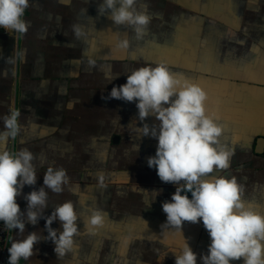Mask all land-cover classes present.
I'll use <instances>...</instances> for the list:
<instances>
[{
  "label": "crops",
  "instance_id": "1",
  "mask_svg": "<svg viewBox=\"0 0 264 264\" xmlns=\"http://www.w3.org/2000/svg\"><path fill=\"white\" fill-rule=\"evenodd\" d=\"M101 2L30 0L28 32L0 31V132L4 116L20 113L17 138L0 150L34 154L36 189L49 166L66 169L69 184L60 194L49 191L45 215L71 200L81 219L72 252L58 259L55 245L42 240L20 264H175L186 242L202 264L211 243L202 221L184 222L181 230L164 225L162 203L176 186L148 167L158 141L137 130L159 121L141 122L135 102L106 97L147 64L163 62L192 78L207 90V114L224 127L220 145L232 151L230 167L215 174L235 177L241 199L264 214V151H257L264 142V0H137V10L151 16L141 38L100 15ZM125 37L129 47L117 48ZM18 203L26 207L22 197ZM93 209L106 222L90 232L84 223ZM44 225H26L25 234L47 236Z\"/></svg>",
  "mask_w": 264,
  "mask_h": 264
},
{
  "label": "clouds",
  "instance_id": "2",
  "mask_svg": "<svg viewBox=\"0 0 264 264\" xmlns=\"http://www.w3.org/2000/svg\"><path fill=\"white\" fill-rule=\"evenodd\" d=\"M136 4L137 0H102L98 13L108 14L115 25L131 28L141 38L151 16L138 11ZM29 6L30 0H0V28L7 33L26 34ZM73 31L76 38L83 35L79 26L74 25ZM116 47L127 49L129 40L118 39ZM106 99L135 102L141 122L149 116L159 121L158 126L144 123L137 130L139 137L151 136L158 141L155 155L147 158L148 167L156 170L162 182L176 186L171 200L162 203L167 217L164 225L181 230L184 222L202 221L211 240L207 254L200 257L202 264L240 260L243 264H264V214L241 199L243 187L235 177L215 174L230 167L232 151L220 145L224 127L207 114V92L197 83L181 81L161 62L134 69L126 83L112 87ZM19 116L18 111H12L2 118L5 130L0 132V144L17 138ZM34 158L27 148L0 150V222L16 233L7 249V264L29 261L36 255L34 246L42 240L51 241L57 258H63L74 250L75 237L80 235L77 221L81 219L73 201L58 204L45 215L49 191L60 194L69 184L66 169L49 166L43 174V186L36 189ZM99 180L103 187L102 174ZM25 186L33 190L25 194ZM21 197L26 201L23 209L18 203ZM40 219L45 220L47 236L36 231L25 234L26 225L35 226ZM56 221L60 229L52 227ZM105 222L106 214L93 209L84 226L94 232ZM174 254L175 264H197V254L187 242Z\"/></svg>",
  "mask_w": 264,
  "mask_h": 264
},
{
  "label": "built area",
  "instance_id": "3",
  "mask_svg": "<svg viewBox=\"0 0 264 264\" xmlns=\"http://www.w3.org/2000/svg\"><path fill=\"white\" fill-rule=\"evenodd\" d=\"M0 31H5L0 28ZM14 231H9L5 228L2 222H0V264H7L8 260V247H10L11 240L13 239Z\"/></svg>",
  "mask_w": 264,
  "mask_h": 264
},
{
  "label": "snow or ice",
  "instance_id": "4",
  "mask_svg": "<svg viewBox=\"0 0 264 264\" xmlns=\"http://www.w3.org/2000/svg\"><path fill=\"white\" fill-rule=\"evenodd\" d=\"M172 67H173L172 65H169V68H170V69H171ZM173 74L176 75V76H177V75H180V76H181V78H180L181 81H184V80L189 81V79H192V78L187 77L186 74H178V73H176V72H174V71H173ZM201 87H202V86H201ZM205 91L207 92V90H205Z\"/></svg>",
  "mask_w": 264,
  "mask_h": 264
},
{
  "label": "water",
  "instance_id": "5",
  "mask_svg": "<svg viewBox=\"0 0 264 264\" xmlns=\"http://www.w3.org/2000/svg\"><path fill=\"white\" fill-rule=\"evenodd\" d=\"M257 151L259 153H263V151H264V142H259ZM188 195H189V198H191V193H188Z\"/></svg>",
  "mask_w": 264,
  "mask_h": 264
}]
</instances>
